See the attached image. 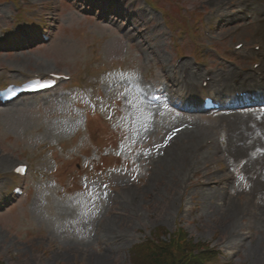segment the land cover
Returning <instances> with one entry per match:
<instances>
[{
	"label": "rangeland",
	"instance_id": "obj_1",
	"mask_svg": "<svg viewBox=\"0 0 264 264\" xmlns=\"http://www.w3.org/2000/svg\"><path fill=\"white\" fill-rule=\"evenodd\" d=\"M18 1L26 2V6L27 2H31L35 6L25 13L31 16L35 15V10L39 11L38 5L42 3L47 5L44 9L49 10L54 0ZM104 1L113 2V10L120 15L114 24L83 16L68 5L61 12V32L59 30L56 33L48 46L37 52L32 51L35 53L31 56H21L22 52L6 54L0 49V65L20 69L19 75L23 69H50L52 63L62 61L57 54L69 53L57 47L63 46L66 41H72L70 52L73 55L79 56L81 47L97 48L98 55L91 54L88 60L99 61L97 73L102 76V81L97 86L101 89L105 87L100 106L105 109L106 115L111 114V123L109 126L105 123V128H98L89 121L86 127L91 124V131L86 134V127L82 126L76 135L86 138L92 154L98 150L95 140L101 130L105 134L102 148L109 144L110 152L95 164L101 162L109 166L120 158L123 160V164L120 160V167L110 168L103 178L98 170H86L84 175H90L92 179L83 190H78L80 176H76L77 187L69 185L64 188L65 191L50 189L47 194L42 188L35 187L30 198H25L9 213L0 216V261L4 264H130L127 249L133 243L157 225L172 229L180 219L195 239L212 240V245L220 248L224 259H231L235 264H264V195L259 193L264 174L257 176L253 173L254 165L250 157L254 145V150L264 146V125L256 129V120L241 113L208 117L210 123L200 125L204 133L194 140L193 129L196 125L181 128L186 122H179L180 118L172 111L166 113L158 108L146 107L142 99L150 90V83L170 78L171 64L177 56V50L179 46L187 44L179 43V28L171 30L160 10H151L145 0ZM174 1L181 6L183 14L190 21L191 16L186 15V11L190 10L203 11L207 17L217 15L223 18L224 24L212 43L224 53L236 39L222 43L220 39L227 32H233L234 26L240 23L233 21L239 17V7L251 1L253 8H264L260 0ZM159 6L162 10V6ZM42 7L40 5L41 10ZM127 12L132 14V21L136 25L132 30L125 22ZM10 13L9 1L0 0V35H3L2 31L10 33L15 27L23 26L16 23L11 26L8 22ZM35 17L39 18L40 15ZM226 22L229 24L226 25ZM125 32L133 35L126 36ZM196 35L200 36L201 32L197 31ZM236 35L245 38L246 47L236 54L235 63L231 65L213 59L215 73L237 67L229 77L216 76V89H220L221 85L232 87L233 77L243 71L251 75L247 77L246 83L264 90V79L248 73L251 58L260 56L264 60V21L260 18L250 20ZM173 36L177 38V48L174 47ZM10 37L13 39V36ZM253 43L262 44L259 53L252 50ZM183 61L187 69L193 59L186 56ZM59 65L69 68L67 64ZM225 78H228V82ZM58 95L55 91L21 100L0 113V150H7L17 156L0 151V172L10 169L17 158L23 160L30 157L27 154L31 152L25 146L33 145L32 138L37 143L43 139L56 141L57 151H63L60 144L79 149L71 140V134L82 124V117L89 115L90 108ZM58 112L64 114L58 116ZM219 118L224 122L220 127ZM44 120L46 123L42 124ZM57 125L63 128L60 135L56 134ZM177 127L180 133L170 137ZM248 128L253 134L249 133ZM215 132L230 135L228 138L221 136V140L226 141L222 143V151L230 159L242 154V168L252 179L248 183V192L242 194L240 200L233 198L225 203L222 216L208 212L213 207L212 196L217 197L218 191H223L217 184L204 190L191 184L181 201L183 182L188 172L193 168L205 169L208 166L212 169L215 166V154L200 147L204 137ZM168 140H171V145L164 150L168 156H158L156 153L162 143ZM192 150L194 152L189 156ZM160 158L165 159L160 162ZM170 164L177 167L169 170ZM74 175L76 171H65V183L73 184L74 180L70 177ZM246 197H255L258 203L256 230L252 240L234 257L232 251L237 247L246 222Z\"/></svg>",
	"mask_w": 264,
	"mask_h": 264
},
{
	"label": "snow or ice",
	"instance_id": "obj_2",
	"mask_svg": "<svg viewBox=\"0 0 264 264\" xmlns=\"http://www.w3.org/2000/svg\"><path fill=\"white\" fill-rule=\"evenodd\" d=\"M106 187V186H105Z\"/></svg>",
	"mask_w": 264,
	"mask_h": 264
}]
</instances>
